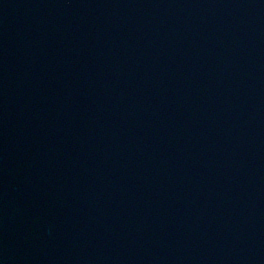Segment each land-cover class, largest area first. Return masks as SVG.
<instances>
[{"label": "water", "instance_id": "obj_1", "mask_svg": "<svg viewBox=\"0 0 264 264\" xmlns=\"http://www.w3.org/2000/svg\"><path fill=\"white\" fill-rule=\"evenodd\" d=\"M0 264H264V0H0Z\"/></svg>", "mask_w": 264, "mask_h": 264}]
</instances>
